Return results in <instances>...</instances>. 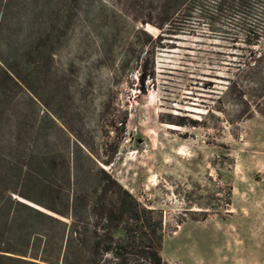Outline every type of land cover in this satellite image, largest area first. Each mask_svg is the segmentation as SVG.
Returning a JSON list of instances; mask_svg holds the SVG:
<instances>
[{"label": "rangeland", "instance_id": "obj_1", "mask_svg": "<svg viewBox=\"0 0 264 264\" xmlns=\"http://www.w3.org/2000/svg\"><path fill=\"white\" fill-rule=\"evenodd\" d=\"M1 2L0 58L21 81L0 69V196L58 215L45 205L112 177L160 216L169 264H264V40L244 41L235 10Z\"/></svg>", "mask_w": 264, "mask_h": 264}, {"label": "trees", "instance_id": "obj_2", "mask_svg": "<svg viewBox=\"0 0 264 264\" xmlns=\"http://www.w3.org/2000/svg\"><path fill=\"white\" fill-rule=\"evenodd\" d=\"M213 1L215 7L225 3L235 10L244 41L264 40V0ZM255 6L258 9L250 18ZM6 8L0 0V24ZM21 22L19 18V26ZM0 61L1 71L18 84L21 78L14 68L2 58ZM138 78L142 82L145 74L139 72ZM66 200L67 211L44 204L58 214L53 215L18 197L0 196V264H83L86 248L91 254L89 264H108L99 262L107 253L118 264H126L129 259L140 264V258L145 264H169L160 254L164 234L160 216L114 178L109 177L91 196L72 194ZM86 216L90 219L89 229L84 224Z\"/></svg>", "mask_w": 264, "mask_h": 264}, {"label": "built area", "instance_id": "obj_3", "mask_svg": "<svg viewBox=\"0 0 264 264\" xmlns=\"http://www.w3.org/2000/svg\"><path fill=\"white\" fill-rule=\"evenodd\" d=\"M133 130H134V128L132 129V132H133ZM127 132H128V133H132L131 130H130V131L128 130Z\"/></svg>", "mask_w": 264, "mask_h": 264}]
</instances>
